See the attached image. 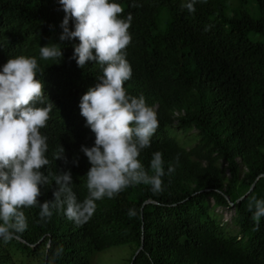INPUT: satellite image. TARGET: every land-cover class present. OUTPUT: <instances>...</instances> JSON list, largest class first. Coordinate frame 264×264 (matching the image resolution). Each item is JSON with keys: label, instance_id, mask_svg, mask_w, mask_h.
<instances>
[{"label": "trees", "instance_id": "obj_1", "mask_svg": "<svg viewBox=\"0 0 264 264\" xmlns=\"http://www.w3.org/2000/svg\"><path fill=\"white\" fill-rule=\"evenodd\" d=\"M254 1L257 19L239 10L228 17L224 0L197 2L194 13L182 8L187 0H115L124 18L132 16L126 49L132 76L124 87L142 94L158 117L139 160L151 175L153 153H162V188L138 184L98 200L79 226L56 209L42 220L39 203L23 208L27 229L0 240V264H91L95 253L124 245L134 247L130 264H264V217L254 230L248 208L253 196L264 199V42L250 39L264 38V0ZM64 16L59 0H0V70L9 58L35 57L37 79L55 105L40 129L50 161L41 169L49 178L40 186L41 203L54 199L55 177L64 171L77 199H85L91 165L81 146L95 141L79 104L103 72L72 59L79 40L60 41ZM68 26L74 30L72 19ZM54 43L62 59H41L40 47ZM193 130L197 143L187 149L176 132ZM61 145L66 160L54 157ZM219 207L235 208L236 233L221 225Z\"/></svg>", "mask_w": 264, "mask_h": 264}, {"label": "clouds", "instance_id": "obj_2", "mask_svg": "<svg viewBox=\"0 0 264 264\" xmlns=\"http://www.w3.org/2000/svg\"><path fill=\"white\" fill-rule=\"evenodd\" d=\"M197 2L206 0H187L182 8L194 13ZM59 3L65 12L60 41L78 39L72 55L77 66L83 69L91 61L99 64L103 72L79 104L86 126L95 134L93 146H81L91 165L86 173L88 195L79 201L71 187V172L64 171L55 177L58 187L53 192L54 199L39 201L40 186L49 180L41 169L50 163L45 155L48 138L40 129L47 127L55 105L45 96L43 82L37 79V59L25 55L9 58L0 70V240L4 242L27 229L23 208L39 203L42 220L50 218L52 209H56L79 226L94 215L96 201L114 198L138 184L159 191L165 175L161 152L153 153L151 175L139 160L141 151L151 146L158 117L142 94L130 95L124 87L132 76L126 59V49L132 40L131 14L124 18V9L115 0H59ZM70 19L74 21V30L69 29ZM62 57L59 43L40 47L43 60ZM64 153L61 145L55 159L66 160ZM173 171L170 165L169 174ZM248 208L252 211L254 230H259L264 199L253 196ZM128 215L134 216L136 211L130 209Z\"/></svg>", "mask_w": 264, "mask_h": 264}, {"label": "rangeland", "instance_id": "obj_3", "mask_svg": "<svg viewBox=\"0 0 264 264\" xmlns=\"http://www.w3.org/2000/svg\"><path fill=\"white\" fill-rule=\"evenodd\" d=\"M226 15L232 17L235 10L247 12L253 19L259 18V11L254 0H224ZM168 15L162 12L158 20L159 32L164 33L167 26ZM250 39L264 42V38L257 35H250ZM197 131L176 132V139L187 149L193 148L197 143ZM212 203V200H211ZM215 213L218 214L221 225L231 233H236L238 228L234 223L236 210L234 207H219L215 208ZM18 256V255H16ZM14 256V258L16 257ZM134 256V247L132 245H124L120 247L110 248L106 251L95 253L92 256L91 264H130ZM16 261V259H15ZM17 263V262H16ZM18 264V263H17ZM21 264V262L19 263ZM29 264V263H24ZM41 264V263H37Z\"/></svg>", "mask_w": 264, "mask_h": 264}, {"label": "water", "instance_id": "obj_4", "mask_svg": "<svg viewBox=\"0 0 264 264\" xmlns=\"http://www.w3.org/2000/svg\"><path fill=\"white\" fill-rule=\"evenodd\" d=\"M245 196L241 197L239 200H241L242 198H244ZM234 204V203H233ZM143 247H141V249L136 253V256L140 253V251L142 250ZM134 260V259H133Z\"/></svg>", "mask_w": 264, "mask_h": 264}]
</instances>
